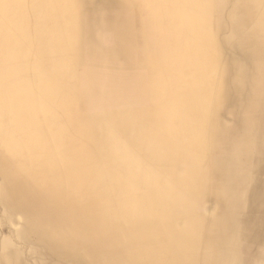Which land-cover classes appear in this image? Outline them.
Masks as SVG:
<instances>
[{"label": "bare ground", "instance_id": "obj_1", "mask_svg": "<svg viewBox=\"0 0 264 264\" xmlns=\"http://www.w3.org/2000/svg\"><path fill=\"white\" fill-rule=\"evenodd\" d=\"M0 264H264V0H0Z\"/></svg>", "mask_w": 264, "mask_h": 264}, {"label": "rangeland", "instance_id": "obj_2", "mask_svg": "<svg viewBox=\"0 0 264 264\" xmlns=\"http://www.w3.org/2000/svg\"><path fill=\"white\" fill-rule=\"evenodd\" d=\"M212 26H213V29H212V32H213V35H214V37H220V36H222V30L219 28V25H218V22H217V17L214 15V17H213V23H212ZM228 56H229V54H228V49H227V47L224 45V44H222V68L224 69V70H222V71H226V75H225V78H224V81H223V83L225 84L226 82L227 83H230V81H231V78H232V74L230 73V71H229V64H228ZM73 72H75V75H76V79H77V81H82V80H84V78H85V76L87 75V74H84V73H79V71L78 70H75V71H73ZM218 73H220V67H219V70H218ZM229 88V87H228ZM248 93H250V92H248ZM224 95H225V98L227 97V98H229L230 96H232L233 95V92L231 91V89L229 90V89H225V92H224ZM250 97V96H249ZM225 98H223V100L225 99ZM227 100V99H226ZM226 103V101L223 103V104H225ZM214 106H217V104H216V101H215V103H213L212 104V108L214 107ZM215 110V109H214ZM239 124H243V122L242 121H240L239 122ZM209 129H211V126L209 127Z\"/></svg>", "mask_w": 264, "mask_h": 264}]
</instances>
